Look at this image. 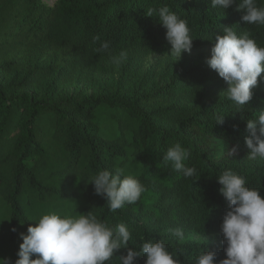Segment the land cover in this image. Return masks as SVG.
<instances>
[{
    "label": "trees",
    "instance_id": "16d2710c",
    "mask_svg": "<svg viewBox=\"0 0 264 264\" xmlns=\"http://www.w3.org/2000/svg\"><path fill=\"white\" fill-rule=\"evenodd\" d=\"M50 1L0 0V200L9 212V239L35 226L34 207L41 206L62 215L91 212L113 228L124 223L131 233L128 247L139 251L145 241L163 240L181 264H195L207 248L218 260L226 258L221 224L228 202L217 176L231 169L264 196V160L248 159L245 144L247 120L264 111L263 83L245 106L229 100L227 83L203 67L172 75L152 91L128 93L121 85L133 76L124 66L106 94L58 92L77 73L114 74L112 56L121 50L135 54L136 62L171 52L166 29L146 15L148 8L167 5L186 20L192 49L215 44L225 26L238 35L250 33L264 47V25L244 22L236 4L213 9L211 0ZM257 4L264 6V0ZM103 41L110 49L97 53ZM41 54L53 60L40 65ZM218 115L224 116L222 124L216 123ZM210 141L219 143L221 156L211 153ZM176 143L187 150L186 166L196 169L190 178L163 160ZM116 167L145 190L137 202L112 212L91 182L99 171ZM42 211L38 207L36 214ZM178 227L185 237L191 232L210 239L181 240L169 231ZM126 254L121 248L105 264H119ZM145 260L141 255L134 264Z\"/></svg>",
    "mask_w": 264,
    "mask_h": 264
},
{
    "label": "clouds",
    "instance_id": "9594fccd",
    "mask_svg": "<svg viewBox=\"0 0 264 264\" xmlns=\"http://www.w3.org/2000/svg\"><path fill=\"white\" fill-rule=\"evenodd\" d=\"M234 4L238 11H244V22L264 25V6H258L257 0H211L213 9L225 10ZM146 15L158 18L166 29L171 55L180 58L184 52H191L193 39L186 20L170 11L167 5L148 8ZM223 33L215 37L207 63L227 83V98L245 106L252 100V89L258 86L264 73V47L259 46L248 32L238 35L233 27L225 26ZM99 39L95 37V40ZM109 49L110 42L103 41L95 51L101 53ZM127 56V51L121 50L112 56V61L119 66ZM223 122L224 116L218 115L216 123ZM246 127L250 132L245 138L249 150L247 158L264 159V111H259L256 118L248 119ZM237 151L238 146L233 147L230 154L235 155ZM187 155V150L176 143L167 149L163 160L171 162L174 170L190 178L196 169L184 163ZM217 178L222 185L220 194L228 202V211L221 224L226 258L218 260L217 253L207 248L196 257L195 264H264V196L260 189L248 187L245 178L231 169ZM91 184L95 194L106 199L112 212L137 202L145 190L137 178L125 175V170L120 167L99 171ZM12 231L16 229L12 228ZM169 231L181 240L185 238L182 228ZM20 236L22 243L14 264H105L121 248H126L127 254L118 257L119 264H134L141 255L146 257L145 264H181L163 240L145 241L139 251L128 247L131 233L126 224L119 223L113 228L91 212L78 216L49 212L42 215L35 226L29 225L27 232ZM0 264L13 262L10 258H0Z\"/></svg>",
    "mask_w": 264,
    "mask_h": 264
},
{
    "label": "rangeland",
    "instance_id": "374dc122",
    "mask_svg": "<svg viewBox=\"0 0 264 264\" xmlns=\"http://www.w3.org/2000/svg\"><path fill=\"white\" fill-rule=\"evenodd\" d=\"M49 2L53 1L49 0ZM213 46L214 44H211L197 49H192L190 53L184 52L180 58L171 55V52H169L165 55L153 54L147 58H141L140 60H138V62H136L135 60V54L128 53L126 61L122 62L119 66L116 65V72L114 74L107 75L94 72L77 73L74 78L69 80V82L60 85L58 94L70 95L78 93L82 97H96L100 94H106L113 87H116V84L118 83V81H120V74L124 66L130 69V77H133L132 79L127 78L128 80H126V82L121 85L122 91L128 93L135 90L149 92L165 85L170 80L172 75H175L177 73L190 70L196 67L210 68L207 63V60L211 57V50ZM52 60L53 59L49 56L45 57L44 54H41L39 57L40 65H46ZM262 83L264 84V77L259 78L258 86L254 87L252 91L257 90ZM218 91L219 90H217V92ZM108 112L110 111H105V113ZM100 113L104 112L101 111ZM110 123V119H107L104 123L106 132H108L109 130L112 131V126H110ZM208 147L213 155H222L221 146H219L218 142L210 141ZM48 150H53V148L51 147ZM259 159L264 160L262 158ZM33 161L34 160H32V162ZM38 207L39 210L42 211V207ZM38 207H34V214L38 218L49 212H56L57 214L62 215L61 213L54 210L47 211L45 210V208V211L38 212V214H36V210H38ZM8 218V209L5 206L4 202L0 200V258H10L14 264L15 260L18 259L17 253L19 251V246L22 243L20 233L24 232L23 230H20L18 237L14 240H10V223ZM209 239L210 237H203L188 232L186 237L184 238V241L202 243L204 241H208ZM34 258L35 257H33V259Z\"/></svg>",
    "mask_w": 264,
    "mask_h": 264
}]
</instances>
